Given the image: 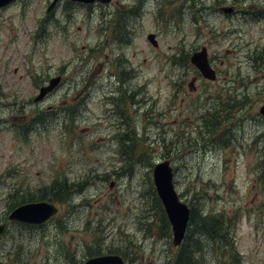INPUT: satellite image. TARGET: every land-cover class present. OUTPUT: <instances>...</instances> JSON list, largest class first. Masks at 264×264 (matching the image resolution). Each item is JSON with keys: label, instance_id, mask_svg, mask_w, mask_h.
Instances as JSON below:
<instances>
[{"label": "rangeland", "instance_id": "374dc122", "mask_svg": "<svg viewBox=\"0 0 264 264\" xmlns=\"http://www.w3.org/2000/svg\"><path fill=\"white\" fill-rule=\"evenodd\" d=\"M200 2L199 24L184 0L63 3L49 13L53 0H16L0 9V224L17 190L69 185L51 221L8 224L3 264L105 254L180 264L184 245L172 246L152 179L163 160L195 217L189 237L203 248L188 264H264V0ZM202 48L216 80L189 63ZM178 52L187 61L176 65ZM56 77L61 84L37 102ZM216 103L225 107L208 108ZM127 130L146 156L132 169L119 140ZM209 219L214 241L201 227Z\"/></svg>", "mask_w": 264, "mask_h": 264}, {"label": "water", "instance_id": "95a60500", "mask_svg": "<svg viewBox=\"0 0 264 264\" xmlns=\"http://www.w3.org/2000/svg\"><path fill=\"white\" fill-rule=\"evenodd\" d=\"M11 0H0V8L6 5ZM57 0H54V3ZM85 3H91L93 1H100L102 3H109L111 0H78ZM220 11L223 14H230L232 8H221ZM150 41H153V36L148 37ZM190 63L199 70L201 75L208 79H215V72L211 69L208 58L206 56L205 48H202L201 52L194 53L190 57ZM60 83V78L56 77L49 81L47 86L40 89L39 95L36 101L42 100V98L52 92ZM259 114L264 118V104L259 108ZM153 185L156 195L161 202V205L166 214L168 223L172 232V246L178 247L181 245L188 221L190 216V209L188 206L181 202L176 194L173 186V170L168 160L156 163L152 171ZM57 212L56 208L47 202L29 203L14 209L9 215V221L20 222L24 224L40 225L46 222ZM4 225H0V234L3 232ZM1 264V263H0ZM82 264H125L123 259L118 255H102L89 258Z\"/></svg>", "mask_w": 264, "mask_h": 264}, {"label": "trees", "instance_id": "16d2710c", "mask_svg": "<svg viewBox=\"0 0 264 264\" xmlns=\"http://www.w3.org/2000/svg\"><path fill=\"white\" fill-rule=\"evenodd\" d=\"M184 1L189 5L188 7H190V9H188V10H190L191 18L192 19L195 18L197 20V22H198V20L200 22H202L203 21L202 16H203L205 7L202 5L200 0H184ZM192 7H193L194 11H192ZM198 24H199V22H198ZM175 56H176V58L181 57L180 59H178L177 65L180 63V61H183V62L187 61V59H185L187 57L185 55L179 53V52L176 53ZM175 64H176V62L174 61V65ZM118 74L119 75L122 74V71H120ZM131 98H132V96H131ZM115 104L118 107L117 101L115 102ZM223 107H225V104H219L218 105L216 103L215 105H213L211 107L209 104L208 108L215 109V108H223ZM217 125H219V122H217ZM129 132H130V130H127V131H124L123 134H120L119 140H120L121 148H123V157H124V160L126 162V165L131 167V169H132L136 163H140V161L142 159H145L146 156L144 154L145 151L143 149L142 150L138 149V146L134 142L132 133H129ZM68 186L69 185H67V183L60 184V183L54 181L52 183V185H50L49 192H44V190L40 189V190L35 192V196H32L30 194H23V195L19 196L18 195L19 190H17L16 192L13 193V195L11 197L12 198L11 201L13 204L10 207V209H12L18 205L24 204V203L36 202V201H45L46 199H49L50 202L57 203V204L63 203L65 196L67 194V191H68ZM193 218H195V217H194L193 213L190 212V223L192 222ZM209 220L211 221L209 224L210 226L206 223H203L202 224L203 226H201V227H202L203 231L205 232V234L207 235V237L214 241L216 239L215 236L217 235V231H216L217 225L215 222L212 221V219H209ZM22 226L25 228H35V227L24 226V225H22ZM189 244H192V246H190ZM183 245H184L183 249L181 250V253H180V264H188L189 260H190V255L191 254L193 255L194 253L196 254V252H198L202 248V245L199 243V241H196L194 239H190L188 232L186 234V239L183 241ZM185 246L187 249L185 248ZM181 255H183V256H181ZM89 256H92V255H89ZM182 260H186V263H184V262L182 263Z\"/></svg>", "mask_w": 264, "mask_h": 264}, {"label": "flooded vegetation", "instance_id": "af4514ba", "mask_svg": "<svg viewBox=\"0 0 264 264\" xmlns=\"http://www.w3.org/2000/svg\"><path fill=\"white\" fill-rule=\"evenodd\" d=\"M63 3H64V4H67V3H72V2H68L67 0H61V1L57 2V3L54 5L52 11H54V9H56L57 7L61 6ZM76 4H78V5H82V4H80V3H76ZM60 10H62V8H60Z\"/></svg>", "mask_w": 264, "mask_h": 264}]
</instances>
